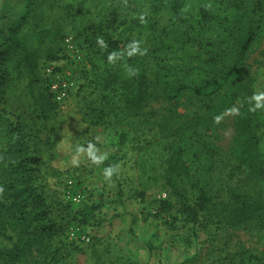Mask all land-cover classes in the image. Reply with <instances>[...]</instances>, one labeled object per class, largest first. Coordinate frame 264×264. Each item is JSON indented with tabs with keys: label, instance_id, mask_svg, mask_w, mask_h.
<instances>
[{
	"label": "rangeland",
	"instance_id": "374dc122",
	"mask_svg": "<svg viewBox=\"0 0 264 264\" xmlns=\"http://www.w3.org/2000/svg\"><path fill=\"white\" fill-rule=\"evenodd\" d=\"M151 1L0 3V185L15 180L22 188L31 177L28 183L36 199L65 227L66 241L56 237L52 243L64 246L57 264H249L250 256L254 263H264V214L243 217L239 211L240 198L246 195L259 193L264 199V178L254 180L245 170L233 169L230 155L237 116L255 106L254 94L264 92V0H189L184 25L170 28L173 16L166 10L151 16L149 25L132 27L137 18L149 16ZM202 6L219 16L221 26L200 25ZM167 27L168 45L153 52ZM109 35L120 43L138 41L142 50L150 51L137 56L152 97L139 115L98 125L95 82L117 67L87 45ZM249 38L253 41L246 49ZM22 47L36 58L40 75L33 98L24 71L15 68ZM234 65L241 69L237 97L218 94L235 89L232 78L224 86L220 82L210 87V95L216 93L215 106L223 104V110L199 120L204 128L199 132L183 128L178 135L211 204L195 225L186 223L177 209L158 218L163 200L177 204L163 178L173 140L167 136L200 107L189 98L170 104L163 99L164 83L183 84L186 93L200 96L206 71ZM47 67L72 82L69 97L61 103L44 97ZM261 120L264 158V109ZM119 134L126 135L123 146L118 145ZM89 142L100 149L97 156L107 153V159L96 165L80 156L74 165L77 148H87ZM110 157H116L112 166L117 171L106 181L103 171L111 166L106 165ZM180 190L189 201L195 199L186 180Z\"/></svg>",
	"mask_w": 264,
	"mask_h": 264
},
{
	"label": "trees",
	"instance_id": "16d2710c",
	"mask_svg": "<svg viewBox=\"0 0 264 264\" xmlns=\"http://www.w3.org/2000/svg\"><path fill=\"white\" fill-rule=\"evenodd\" d=\"M2 1L4 0H0V3ZM188 2L189 0H152L149 11L150 17L141 16L137 18L132 22V27L149 25L148 21L151 16H157L166 10H169L173 16L170 28L177 24L184 25L186 20L183 12ZM199 23L202 27L221 26L219 16L206 6L200 8ZM166 36H168V27L159 33L153 52L161 51V48L168 45L165 42ZM99 38H96L89 46L86 44L87 49L90 51L92 48L96 49L95 53L106 59L107 62L109 54L115 52L117 57L115 63L111 64L117 69H113L106 78L100 77L95 82L97 101L99 102L98 106L93 107L99 115L96 124L105 125L107 121L118 120L123 115L129 117L139 115L148 104L147 102L152 94L150 92L151 83L140 70L137 54L128 55L131 51L132 41L125 40L120 43L118 39L116 40V38L114 39L109 35L105 40L107 48H101L97 43ZM132 39L134 40V38ZM252 41L253 38L247 40L246 49ZM22 51V60L15 68L21 73L24 71L26 88L31 98H33L35 85L40 82V75L37 70L36 58L25 48ZM146 52L150 51L146 50ZM6 55H8V52L2 53L1 57ZM127 68L136 70V74L129 75ZM195 69L194 71H197L198 67ZM217 70L208 73L206 71L201 77L199 88L202 89V92H198L200 96L186 93V89L183 90L185 87L183 84L176 87L169 81L164 83L165 87L162 90L164 100L170 104H177L180 99L186 100L189 98L193 103L195 102V106L200 105V107L191 112V115L186 117V122L181 123L179 128H176L172 134L167 136L173 140L170 144V157L165 162L163 178L165 185L177 196V204L169 200H163L156 213L158 218L177 209V212L181 214L186 223L195 225L199 222L201 213L207 210L211 204V197L197 181L185 159L186 147L183 144V138H178V135L183 133V128L199 132L204 129L201 128V124L197 123L199 120L204 121L215 115L216 110H223V104L215 106L216 93L210 95L214 91V86L218 83L221 82L224 86L232 78L235 89L229 88L224 93L219 92L218 94L222 97L225 96L227 99L237 97V91L241 90L242 84L240 79L241 69L234 65L218 68ZM222 71H224L223 74H221ZM206 74L208 76L204 77ZM218 74L221 76H218ZM166 78H169V76ZM212 86L213 89L209 90ZM227 87H229V84ZM44 97L48 101L58 104L49 93L48 87L44 90ZM262 114L263 109L244 110L237 116L234 123L236 134L230 151L231 158L235 162L233 169L245 170L247 175L254 180L264 178V158L261 154V140L258 134ZM17 129L20 133L22 132L19 126H17ZM119 138L118 145L123 146L126 142V135L119 134ZM114 159L116 160V157H110L106 165H114ZM31 180L29 176L22 188L15 184V180H9L6 184L0 185V188L3 189L0 192V264H57L61 258L59 255L63 253V244L54 247L52 243L56 237H62L63 241H66L65 227L49 216L45 203L36 199L31 184L28 183ZM184 180L196 192L193 201H189L180 190V183ZM239 211L243 217L249 214L254 216L264 214L263 197L258 193L240 198ZM262 226L264 227V221ZM4 245L6 246L4 247ZM247 259L249 264H264L262 262L254 263L252 256Z\"/></svg>",
	"mask_w": 264,
	"mask_h": 264
},
{
	"label": "clouds",
	"instance_id": "9594fccd",
	"mask_svg": "<svg viewBox=\"0 0 264 264\" xmlns=\"http://www.w3.org/2000/svg\"><path fill=\"white\" fill-rule=\"evenodd\" d=\"M142 19V18H141ZM97 43L100 45L101 48H107V44L105 43V41L102 38H99ZM131 51L128 53L129 56H133L134 54H139L141 56L145 55L146 50H142L140 47V42L138 41H132L131 42ZM116 54L115 52L111 53L108 55V62L110 64H114L116 61ZM127 71L129 73V75H135L136 74V70L131 69V68H127ZM252 100L255 101V106L250 109L251 111H255L257 109H264V92H260L257 94H254L251 98ZM228 111L232 112V113H236L238 114V109L236 108H231ZM221 117H216V121L217 123H219ZM77 156H75L72 160V163L74 165H79L80 160L79 157L80 156H86L93 164L99 165L103 160L107 159V153H104L101 156H97L96 153L100 152V149L97 148L96 144H93L91 142L88 143V147L84 148V147H78L77 150ZM117 169L114 166H109L106 167L103 171V175L106 181H111L114 172H116ZM3 189L0 188V192H2Z\"/></svg>",
	"mask_w": 264,
	"mask_h": 264
},
{
	"label": "built area",
	"instance_id": "2783aa9c",
	"mask_svg": "<svg viewBox=\"0 0 264 264\" xmlns=\"http://www.w3.org/2000/svg\"><path fill=\"white\" fill-rule=\"evenodd\" d=\"M55 70L53 67H47L44 74L49 93L56 102L61 103L69 97L72 82L63 76H58Z\"/></svg>",
	"mask_w": 264,
	"mask_h": 264
}]
</instances>
